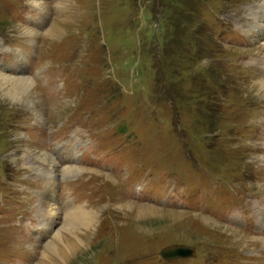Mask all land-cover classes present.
Segmentation results:
<instances>
[{
	"label": "rangeland",
	"instance_id": "rangeland-1",
	"mask_svg": "<svg viewBox=\"0 0 264 264\" xmlns=\"http://www.w3.org/2000/svg\"><path fill=\"white\" fill-rule=\"evenodd\" d=\"M42 1L0 0V68L17 75L16 54L28 59L42 113L0 90V264L40 262L52 237L21 234L28 215L41 225L38 150L59 158L61 220L74 196L96 213L68 264H264V40L247 35L264 0ZM124 203L223 226L137 221ZM180 248L193 254L162 255Z\"/></svg>",
	"mask_w": 264,
	"mask_h": 264
},
{
	"label": "bare ground",
	"instance_id": "bare-ground-1",
	"mask_svg": "<svg viewBox=\"0 0 264 264\" xmlns=\"http://www.w3.org/2000/svg\"><path fill=\"white\" fill-rule=\"evenodd\" d=\"M33 2L40 5V8L43 10L46 7L45 5H42L43 3L42 0H33ZM255 8L259 10L257 11V9H255L253 11L254 13H252L253 14L252 18H254V21L250 22V24L247 25V35L250 34L251 36L250 35L249 36L253 37V39L256 41L264 40V4L261 3L260 5L255 6ZM53 22L54 23H52L51 26L45 32V33H50L49 34L50 37L57 35L61 32L60 26L56 25L55 21ZM248 26L250 27L248 28ZM23 34L28 37L31 45L36 43L35 39L37 36V30L31 29L28 31V33L23 32ZM27 61H26L25 56L22 53H17L16 63L15 65H13L12 71L14 73V71L17 69L18 73L17 75L13 74L11 76L6 75V72H5V69H7L10 65L7 63L1 64L0 90L1 89L3 90L4 95L10 97L14 101H17V104L18 103L20 104L30 103L32 106H34L35 112L39 113V115L41 116L42 113L38 107L39 104L36 105L35 103H33V100L35 99L34 97L36 95L35 86H34L35 82H34V77L27 74V71L29 70ZM262 66L264 69V60L262 62ZM18 75H20L19 78L16 77ZM261 87L264 89V78L262 80ZM263 89L259 90V93L264 94ZM40 119L42 123L45 122L43 118L40 117ZM27 153H29L31 158L29 159V156L26 154V152L24 153L25 154L24 156H27L26 158L29 159L30 163L31 162L34 163L36 161V163L38 164L37 167H39L40 168L39 170H41V172L45 175L44 178L47 179V182H46V190H45L46 192L42 195L41 198H39L40 199L39 201L41 204L39 205L40 206L39 214L42 216V219L40 221L41 225L36 229V225L38 223V217L28 215L27 219L29 221L27 223H23V222L21 223L22 224L21 234L27 238L28 236L32 237L33 238L32 242L33 244H35V246H37L40 240L42 242L44 238H46L47 236H52L51 239L47 240L45 243V246L43 248L42 255L40 258V262H37L35 264H68L69 255H72L74 251L80 248V246H84L86 242V238L89 237L91 232H89L88 229H90L92 225L96 222L95 221L96 213H94L95 210H89V208L85 206L83 207L78 206L80 204H76L73 201L74 200L79 201L78 198H80V196H74L72 201L71 200L64 201L63 207L65 211L63 212L62 220H61L59 216V206L57 204L59 202V199H57V191H58L57 188H58V182H59L58 172L60 169L59 158H54L53 153L52 152L50 153L46 150L45 151L38 150L37 152L29 151ZM61 154H66L68 158L67 151L65 153L62 151ZM262 159L264 161V155L262 156ZM68 161L71 162L70 159H68L67 162ZM26 168L28 169V166ZM66 168L68 169V171L65 170L63 174L64 176H66L67 173L71 174L70 173L71 170L72 171L76 170L75 165L74 166L67 165ZM166 203H168L171 208L173 207L170 202H166ZM118 209L123 210V214L125 215L126 218L132 215L134 216V219L137 221L146 219L149 217H168V218H171L172 221L176 222V221L185 220L186 218L189 217L188 215H191L193 217L198 216V215L189 214L181 210H175V209L163 210L161 208H157L149 204L124 203V204H121L120 208ZM240 212L242 213V211ZM27 214H28V211L26 215ZM241 215L244 217L246 213H243ZM198 217L202 218L204 223L209 226H212L215 228L216 227L220 228L223 226L219 224L217 221L208 218L207 216L204 217V216L199 215ZM249 218H252V215H250ZM228 219H222V220H228ZM58 221H59L58 224L60 225H58L57 227L56 222ZM250 227L251 228H247V229L253 232L252 229L254 226L250 225ZM35 229L38 235L35 234L34 236L33 233L35 232ZM225 230L227 231L230 230L231 234H233L238 240L240 238H246L245 234L241 233L238 230H234L232 228L230 229L228 228ZM251 238H246V239L251 240ZM20 264H25V263L20 262Z\"/></svg>",
	"mask_w": 264,
	"mask_h": 264
},
{
	"label": "water",
	"instance_id": "water-1",
	"mask_svg": "<svg viewBox=\"0 0 264 264\" xmlns=\"http://www.w3.org/2000/svg\"><path fill=\"white\" fill-rule=\"evenodd\" d=\"M192 250L188 248L180 249H168L162 253L164 257L175 258V257H186L192 254Z\"/></svg>",
	"mask_w": 264,
	"mask_h": 264
}]
</instances>
